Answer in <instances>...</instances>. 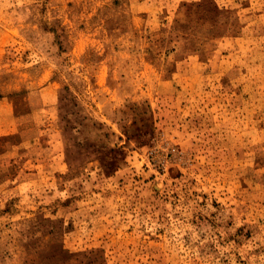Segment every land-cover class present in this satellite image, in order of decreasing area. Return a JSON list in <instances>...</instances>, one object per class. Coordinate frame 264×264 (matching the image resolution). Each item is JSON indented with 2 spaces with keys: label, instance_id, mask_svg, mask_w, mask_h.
<instances>
[{
  "label": "rangeland",
  "instance_id": "374dc122",
  "mask_svg": "<svg viewBox=\"0 0 264 264\" xmlns=\"http://www.w3.org/2000/svg\"><path fill=\"white\" fill-rule=\"evenodd\" d=\"M0 264H264V0H0Z\"/></svg>",
  "mask_w": 264,
  "mask_h": 264
}]
</instances>
